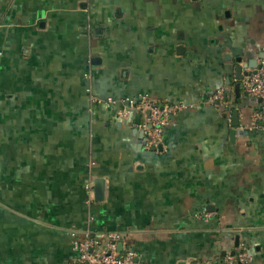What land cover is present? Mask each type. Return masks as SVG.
I'll return each instance as SVG.
<instances>
[{
    "label": "crops",
    "instance_id": "0c3cea01",
    "mask_svg": "<svg viewBox=\"0 0 264 264\" xmlns=\"http://www.w3.org/2000/svg\"><path fill=\"white\" fill-rule=\"evenodd\" d=\"M260 55L264 0H0V264L80 263L86 232L149 264H264V99L236 72ZM144 96L184 106L159 152L118 116Z\"/></svg>",
    "mask_w": 264,
    "mask_h": 264
},
{
    "label": "built area",
    "instance_id": "2783aa9c",
    "mask_svg": "<svg viewBox=\"0 0 264 264\" xmlns=\"http://www.w3.org/2000/svg\"><path fill=\"white\" fill-rule=\"evenodd\" d=\"M241 89L254 102L264 99V59L260 60L255 68H247L241 78ZM222 90H217L209 99L211 103L222 104L227 107V99ZM129 108L118 112L121 118H127L133 112L144 115L143 121L136 124V129L145 135L143 147L145 150L162 151L164 128L169 124L171 117L184 109L180 104H162L150 97H140L138 100H124ZM115 101L108 100L105 107L109 108ZM252 125L264 126V106L253 114ZM96 179L91 178L85 186V192L90 200L93 199V187ZM122 235L115 232H86L84 239L77 245L78 259L84 264H149L130 249L121 251L119 244ZM248 256L243 252L227 253L222 264H247Z\"/></svg>",
    "mask_w": 264,
    "mask_h": 264
},
{
    "label": "water",
    "instance_id": "95a60500",
    "mask_svg": "<svg viewBox=\"0 0 264 264\" xmlns=\"http://www.w3.org/2000/svg\"><path fill=\"white\" fill-rule=\"evenodd\" d=\"M260 57H263L262 55H260ZM256 67V61L255 60H251L249 61L247 64L243 65V68H255ZM241 71H242V67L238 66L236 68V72L238 74V79H241ZM243 74H245V72H243ZM242 74V75H243ZM235 91L236 94L239 95V85H235ZM245 96H247L246 93H244ZM260 101V100H259ZM233 117L235 119V121L237 120V113L234 112L233 113ZM237 122V121H236ZM237 123H234V127H236ZM234 131H231V136L233 137ZM103 191H104V181L102 179H96L94 181V187H93V196L95 200H101L103 197ZM76 264H84V263H76Z\"/></svg>",
    "mask_w": 264,
    "mask_h": 264
}]
</instances>
